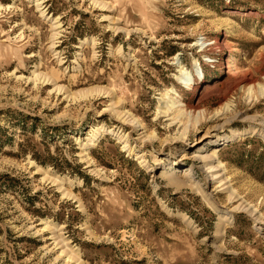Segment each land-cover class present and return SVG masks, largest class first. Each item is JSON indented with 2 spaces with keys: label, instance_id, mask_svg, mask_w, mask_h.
Returning a JSON list of instances; mask_svg holds the SVG:
<instances>
[{
  "label": "rangeland",
  "instance_id": "1",
  "mask_svg": "<svg viewBox=\"0 0 264 264\" xmlns=\"http://www.w3.org/2000/svg\"><path fill=\"white\" fill-rule=\"evenodd\" d=\"M243 76L264 86V0H0V264H264V96L216 90Z\"/></svg>",
  "mask_w": 264,
  "mask_h": 264
},
{
  "label": "bare ground",
  "instance_id": "2",
  "mask_svg": "<svg viewBox=\"0 0 264 264\" xmlns=\"http://www.w3.org/2000/svg\"><path fill=\"white\" fill-rule=\"evenodd\" d=\"M38 7H40V6L38 5ZM57 28H58V26H57L56 22H54L53 23V30H56ZM55 35L56 34H54V36ZM198 44L201 47H204L207 44V42L204 39H201L198 41ZM221 47H223L225 49L227 46L224 44H221ZM178 64L180 67V71H179L180 75L178 77V80L180 81L181 84H183L185 87L190 89L193 93H195L205 83L206 75H205V71H204L202 65L197 62L195 64V67L193 68V70L190 71V70L186 69L185 67H183L180 62H178ZM227 65H228L227 68L230 70L231 67H230L229 61H228ZM255 79L252 76H243V77H241L235 81L228 80L226 85H224V83L218 84V87H216V90L219 92L221 97H223L224 99H228L229 93L232 92V90H234V89L244 90V91H246V93L250 97H252L254 92H255V87L258 84ZM210 88H211V86H210ZM258 91L260 93L259 95L264 96V86L258 84ZM204 93H207V87L205 88ZM159 102H160V106H159L160 112L164 115L171 117L172 121H176V123H177V121L180 122L181 119L184 118L185 113H186L185 107L187 105H185L183 103V101L181 99V95H180V93H178V90L173 89L171 91L166 92V94H163L162 97L159 99ZM112 105L113 106H111V112L114 114V116H117L123 123H126L128 125L129 124L132 125L133 128L139 132L138 134H139L140 138L145 140V138L148 135L146 134V130L144 131V128H143L144 126L142 127L143 124H141L137 119L127 116V112L125 113L124 111L120 110L117 103L112 104ZM190 108H191V114L188 116V118H190L192 116L191 118L194 117L193 119H195V122L198 123L200 121V119L204 116L203 111L201 110V108H202L201 107V100L197 101L195 104H192L190 106ZM227 109H229V104H225V106L223 107V110H227ZM192 122H194V120ZM231 123H232V121H227L225 125H231ZM172 124H174V123L172 122ZM184 126H185V129L188 128L187 124L186 125L184 124ZM223 128L224 127L222 126V129ZM216 131L219 132L220 130H216ZM124 143H125L124 147L128 148L126 140H124ZM88 145L85 144V146H88ZM91 145H93V144H91ZM219 151H220L219 149H215L211 154H205V153H202L201 151H199L198 152L199 154H195L194 158H198L202 162H204L205 163L204 166L207 168V171L209 172V174H211L209 176L212 178V180H214V181L218 180L220 183V187L221 188L224 187V189H227L229 187V186H227V184H229V182H228L227 178H225V177L223 178V174H225L224 173L225 169H224L223 163L217 158V154L219 153ZM140 158H142V156H140ZM182 167H185V166H182ZM178 172L179 171H174V170H172L170 172L164 171L161 176L164 179L166 178L167 180H169L171 182H176L179 185L181 182L183 183V180L181 181L180 176L177 174ZM180 173L182 174L181 177L184 178L185 181L186 180L191 181L194 177L192 167H190L188 169L186 168V169L182 170ZM187 185H189V184H187ZM244 204L247 205L246 203H244ZM244 204H243V206H244ZM243 206L240 207L239 209L243 208ZM247 206L246 207L250 209L251 206L250 207H249V205H247ZM246 207L244 208V210L246 209ZM249 214H251V213L249 212ZM224 220H226V219H224ZM258 220H259V223L264 225V220H262L261 218H259ZM54 234H55V236L57 235L56 232H54ZM57 241H58V244L63 249V252L68 253L69 244L63 238H61V236L57 237ZM71 258H72V256H71Z\"/></svg>",
  "mask_w": 264,
  "mask_h": 264
}]
</instances>
